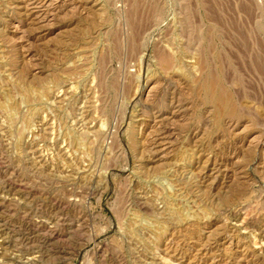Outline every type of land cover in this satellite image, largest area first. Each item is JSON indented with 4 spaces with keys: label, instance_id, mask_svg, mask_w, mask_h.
Listing matches in <instances>:
<instances>
[{
    "label": "rangeland",
    "instance_id": "374dc122",
    "mask_svg": "<svg viewBox=\"0 0 264 264\" xmlns=\"http://www.w3.org/2000/svg\"><path fill=\"white\" fill-rule=\"evenodd\" d=\"M0 264H264V0H0Z\"/></svg>",
    "mask_w": 264,
    "mask_h": 264
},
{
    "label": "bare ground",
    "instance_id": "6f19581e",
    "mask_svg": "<svg viewBox=\"0 0 264 264\" xmlns=\"http://www.w3.org/2000/svg\"><path fill=\"white\" fill-rule=\"evenodd\" d=\"M89 9V8H88ZM213 14V13H212ZM240 36V35H239ZM211 50V49H210ZM176 60H172V58L170 59V58H167V59H164L163 61H162V65H163V69H164V71H166V72H170L171 71V69H173V67H174V64H176V62H175ZM178 63V62H177ZM177 80V79H176ZM199 82V81H198ZM211 84V83H210ZM214 85V84H213ZM188 86V85H187ZM211 86H212V84H211ZM215 86V85H214ZM198 87L200 88V89H202V84H201V82H199V84H198ZM206 87H208V86H206ZM213 87V86H212ZM212 87H211V89H212ZM187 91V90H186ZM185 91V92H186ZM216 93V92H215ZM216 95V94H215ZM217 105V104H216Z\"/></svg>",
    "mask_w": 264,
    "mask_h": 264
}]
</instances>
